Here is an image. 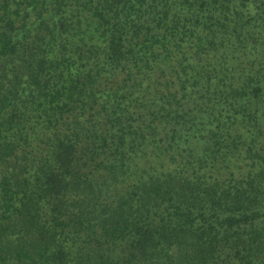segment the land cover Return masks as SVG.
Wrapping results in <instances>:
<instances>
[{"label": "trees", "instance_id": "1", "mask_svg": "<svg viewBox=\"0 0 264 264\" xmlns=\"http://www.w3.org/2000/svg\"><path fill=\"white\" fill-rule=\"evenodd\" d=\"M0 264H264V0H0Z\"/></svg>", "mask_w": 264, "mask_h": 264}]
</instances>
